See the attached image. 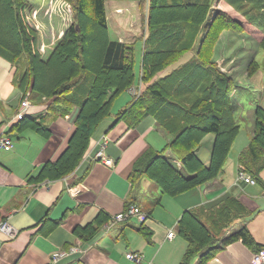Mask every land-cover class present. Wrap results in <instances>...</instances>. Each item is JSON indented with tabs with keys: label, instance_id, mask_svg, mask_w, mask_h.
<instances>
[{
	"label": "trees",
	"instance_id": "16d2710c",
	"mask_svg": "<svg viewBox=\"0 0 264 264\" xmlns=\"http://www.w3.org/2000/svg\"><path fill=\"white\" fill-rule=\"evenodd\" d=\"M65 1L72 4L75 21L50 59L44 61L30 46L31 35L21 14L26 8L25 2L0 0V20L6 17L10 23L12 19L15 33L10 37L0 33V57L24 67V73L15 81L18 90L25 91L33 78L31 96L54 99L56 113L65 115L75 105H79L81 112L64 154L58 161L45 164L33 180L36 183L58 180L73 173L81 165L99 125L112 117L114 103L136 85L138 77L147 88L117 114L116 121H125L130 128H135L152 117L172 140L158 152H146L135 163L129 179L132 184L147 177L164 195L177 197L217 179L241 127L236 118L238 107L233 101L235 79L218 69L212 60L213 52L220 34L224 31L241 33L244 31L241 24L221 11L212 15L216 0H137L142 8L145 4L148 7L146 18L150 34L143 41L138 76L135 42L128 44L110 39L107 0ZM225 2L264 33V0ZM98 35L101 40L97 42ZM88 44L90 48L95 47L92 56L88 55ZM196 45V56L182 62ZM259 48L264 51V36ZM260 70V63L253 58L247 67V77H253ZM38 86L44 87L41 91L47 94L39 93ZM60 100L66 108L60 107ZM254 114V135L240 152L237 162L255 184L264 187L261 178L264 106L257 105ZM28 127L45 138L50 136L48 127L34 118L26 117L15 126L18 130ZM208 135H213L215 142L207 166L198 156V149ZM168 151L181 167L167 158ZM208 211L211 214L208 218L203 216L204 211L187 210L179 219V235L188 243L181 264H191L196 258L200 264H208L218 251L237 241H242L254 254L264 249V243L256 239L246 224L254 213L239 199L227 198L218 208ZM238 220L242 226L227 235ZM103 221L100 217L77 234L84 242L90 241Z\"/></svg>",
	"mask_w": 264,
	"mask_h": 264
},
{
	"label": "crops",
	"instance_id": "0c3cea01",
	"mask_svg": "<svg viewBox=\"0 0 264 264\" xmlns=\"http://www.w3.org/2000/svg\"><path fill=\"white\" fill-rule=\"evenodd\" d=\"M16 71L13 64L0 57V137L10 132L14 142L9 150L0 149V222L7 220L16 230L13 237L0 231V264H138L127 259L130 252L144 256L141 264H181L188 243L179 235L178 222L185 211H204L203 216L208 218V210L235 197L254 213L247 220L248 227L264 214V187L256 184L261 191L248 190L250 184L237 178L238 156L245 147L238 149L236 166L230 162L217 179L177 197L164 195L147 177L132 184L129 179L135 163L148 151L162 150L172 137L152 117L135 128L125 121H116L117 114L131 102L130 94L114 103L118 111L99 125L81 165L73 173L36 183L33 178L43 166L58 161L68 148L80 107L75 105L64 118L62 113L55 112L54 99L33 105L30 116L48 127V139L29 128L16 129L19 121L12 119L20 106ZM5 123H10L6 129ZM214 140L213 135L206 136L198 149V156L207 166ZM102 148L114 160L113 166L97 159ZM166 156L181 167L170 151ZM261 178L264 182V170ZM130 205L148 215L146 223L131 218L104 229L114 215ZM100 217L104 218V225L90 241L84 242L77 232ZM242 224L238 220L227 235ZM171 231L176 232L173 240L167 237ZM258 241L264 243V239ZM78 244L81 250L72 254L70 249ZM60 252L66 255L54 262V256ZM253 255L242 241H237L218 251L208 264H253ZM191 264H200V260L196 258Z\"/></svg>",
	"mask_w": 264,
	"mask_h": 264
},
{
	"label": "rangeland",
	"instance_id": "374dc122",
	"mask_svg": "<svg viewBox=\"0 0 264 264\" xmlns=\"http://www.w3.org/2000/svg\"><path fill=\"white\" fill-rule=\"evenodd\" d=\"M23 1L26 4V8L21 11V14L27 33L31 35V37L29 38L31 39L30 46L34 51V53L38 55L39 59H43L44 61L48 60L50 59L51 54L55 52L57 45H59L60 41H62L63 37L66 35L67 30L73 25L75 21L74 12L72 10V4L69 3V1H65V0H23ZM211 9H212V15L213 13L215 14L217 11L224 12L225 14L229 15L232 19L238 21L244 29V31H241V33H236L235 31L222 32L218 38L217 44L215 45L213 52L214 57L212 59L214 62L217 63L218 69L227 76L233 77L236 83V89L234 92L233 101L235 104H237L236 107H238L236 108L237 111L236 118L238 117L237 121L241 127V132L231 149L225 167L230 162H233V165L236 166L235 159L239 151L238 149H242L243 147H246L251 141L252 136L250 133L252 129L255 128L256 125L255 123L256 119L254 114L255 108L257 105L264 106V51H262V49L259 48V43L262 41L264 33L256 26L250 24L247 18H245L241 13L239 14L238 12H236L235 7L230 6L227 2H225V0L224 1L216 0ZM106 10L108 16L107 19H108V27H109L108 29H109L110 39L112 41H121L128 44L135 42L134 52L136 55L135 56L136 71L139 76V71L141 72L140 66H141L143 47H144L143 41L145 40L146 37H149L150 35L148 33L149 27H147V18H146L148 15V7L145 4L143 5L142 8V6L139 4V1L137 0H107ZM10 17H12V14ZM11 23H12V19L11 22L9 23V20H7L6 17H3L0 20V33H4L6 37L14 36L15 33L12 30ZM98 36L99 38H97L96 40L97 42L101 40V36L100 35ZM14 39H16V37H14ZM90 46L91 45L88 44L89 47L88 55L92 56L94 55L93 49L95 47L90 48ZM196 48L197 45L194 47L191 53L185 56L182 62L190 61L193 57H195ZM253 58L260 63L261 70L253 77L248 78L246 71L248 64L251 62ZM11 64H13L17 69L16 79L20 78L21 74L24 73V67L22 65H19L18 63H11ZM163 73L164 72L160 74ZM34 85L35 82L34 79L32 78L27 84L25 91H21L17 89L18 99H20V106L12 119L15 118V120H19L18 114H20L23 111V107L27 105L29 106L28 107V111H29L33 105H37L38 103L46 104L48 103L49 100H52V98L49 99L46 97H42L41 95L40 97H38L37 95L31 96V94L34 93L33 92ZM144 85L147 84L143 83L141 78L139 79L138 77L137 83L135 85L136 88H134L133 86L124 94V96H126V94H130L132 98L131 101L137 100V98H139V96H142V94L145 91V90L144 91L141 90L142 86ZM38 87H39V90H37L38 92L41 91V88H44L41 86ZM39 93L42 94L44 93V91H41ZM44 94H47V92H45ZM124 96L122 95L118 100H121V98ZM126 100H129V98ZM117 102H121V101H117ZM59 104L60 107L63 109L67 107V105L62 100L59 101ZM73 108L74 107H72L70 110L69 107L70 112L72 111ZM117 111L118 108L114 106L113 112L116 113ZM70 112L66 113L63 117L65 118L66 115L70 114ZM58 113H62V112H58ZM80 113L81 112H79L77 115L75 124L78 120ZM9 126L10 123H5L3 125L5 129L6 127ZM28 128H25L24 130H27ZM11 130L14 129L11 128ZM5 134L6 137L12 140V138L9 136L10 132L9 133L7 132ZM38 134L44 137L42 134L40 133ZM48 138L49 137H47V139ZM13 143L14 142L12 140V146ZM207 145L208 143L205 142L204 144L205 148ZM105 146L106 145H103L102 147ZM152 184L153 186H155L154 183ZM248 188H249L248 190H251V188L253 190H256V188H260V187L256 185L254 186L250 185L248 186ZM259 191H261V188L256 190V192ZM131 207L137 208V206L135 205H130L128 206V208H126V210H130ZM138 209L141 210L140 208ZM148 218L149 217L147 215V219ZM132 219H137L138 221L141 220L138 214L132 217ZM132 219L130 218V220ZM263 220H264V214H261L259 217L255 218L249 223V227H251L258 240L264 239ZM1 223L2 222H0V224ZM232 228H235V226H233ZM171 233L173 234V237L170 238ZM170 234H168L167 237H169L170 240H173L176 237V232L171 231ZM134 253L139 254L138 252H134Z\"/></svg>",
	"mask_w": 264,
	"mask_h": 264
},
{
	"label": "built area",
	"instance_id": "2783aa9c",
	"mask_svg": "<svg viewBox=\"0 0 264 264\" xmlns=\"http://www.w3.org/2000/svg\"><path fill=\"white\" fill-rule=\"evenodd\" d=\"M28 107H29L28 105L23 107V111L20 114H18L19 120L23 119L24 116L28 115ZM10 148H12V140L8 137H0V149L9 150ZM97 157H101L105 159L106 165L112 166L114 163L112 159H109L106 157L105 148L101 149ZM237 176H239V180H242L252 185L255 184V181L246 173L245 169L241 166H240V170ZM136 214L140 216L141 222L143 221L145 222V220H147V215L143 214L138 208L131 207L130 210H125L124 212H121L113 216L111 221L107 225L104 226V229L109 230L112 226H114V224L116 225L117 223L125 222L128 219L134 217ZM0 231L4 232V234H8V236L10 237H13L16 232V230L12 227V225L7 220L0 224ZM172 233L170 234V238L173 237ZM78 246H73L70 249V252L72 254L76 253L80 249V245ZM0 249H1V245H0ZM65 255H66V252H63V253L60 252V254H56L54 256L53 261L56 262L59 258ZM127 258L129 259V261L131 260V261H135L141 264L144 257L140 254H135L133 252H130L127 254ZM253 262L254 264H264V249L254 255Z\"/></svg>",
	"mask_w": 264,
	"mask_h": 264
},
{
	"label": "water",
	"instance_id": "95a60500",
	"mask_svg": "<svg viewBox=\"0 0 264 264\" xmlns=\"http://www.w3.org/2000/svg\"><path fill=\"white\" fill-rule=\"evenodd\" d=\"M77 29L79 30V27H77Z\"/></svg>",
	"mask_w": 264,
	"mask_h": 264
}]
</instances>
